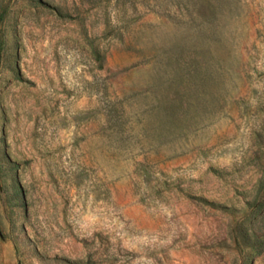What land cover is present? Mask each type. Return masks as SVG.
<instances>
[{
  "label": "rangeland",
  "instance_id": "rangeland-1",
  "mask_svg": "<svg viewBox=\"0 0 264 264\" xmlns=\"http://www.w3.org/2000/svg\"><path fill=\"white\" fill-rule=\"evenodd\" d=\"M0 264H264V0H0Z\"/></svg>",
  "mask_w": 264,
  "mask_h": 264
}]
</instances>
